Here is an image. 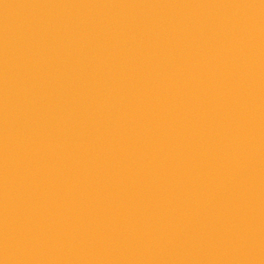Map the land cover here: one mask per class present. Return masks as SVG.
I'll use <instances>...</instances> for the list:
<instances>
[{"label": "water", "instance_id": "1", "mask_svg": "<svg viewBox=\"0 0 264 264\" xmlns=\"http://www.w3.org/2000/svg\"><path fill=\"white\" fill-rule=\"evenodd\" d=\"M0 264H264V0H0Z\"/></svg>", "mask_w": 264, "mask_h": 264}]
</instances>
